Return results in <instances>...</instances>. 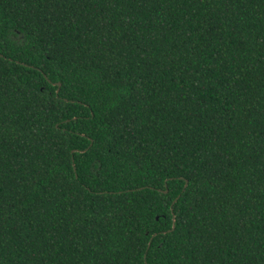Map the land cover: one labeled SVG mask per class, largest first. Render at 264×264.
Returning a JSON list of instances; mask_svg holds the SVG:
<instances>
[{
    "label": "trees",
    "instance_id": "obj_1",
    "mask_svg": "<svg viewBox=\"0 0 264 264\" xmlns=\"http://www.w3.org/2000/svg\"><path fill=\"white\" fill-rule=\"evenodd\" d=\"M0 264H264V0H0Z\"/></svg>",
    "mask_w": 264,
    "mask_h": 264
},
{
    "label": "water",
    "instance_id": "obj_2",
    "mask_svg": "<svg viewBox=\"0 0 264 264\" xmlns=\"http://www.w3.org/2000/svg\"><path fill=\"white\" fill-rule=\"evenodd\" d=\"M58 87H59V84H58ZM174 228V225H173V227H172V229Z\"/></svg>",
    "mask_w": 264,
    "mask_h": 264
},
{
    "label": "clouds",
    "instance_id": "obj_3",
    "mask_svg": "<svg viewBox=\"0 0 264 264\" xmlns=\"http://www.w3.org/2000/svg\"><path fill=\"white\" fill-rule=\"evenodd\" d=\"M59 89H57V91H58Z\"/></svg>",
    "mask_w": 264,
    "mask_h": 264
}]
</instances>
